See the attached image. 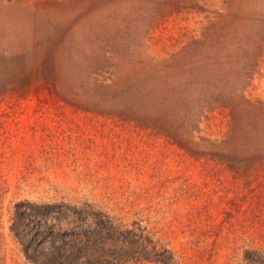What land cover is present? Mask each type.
Wrapping results in <instances>:
<instances>
[{
	"label": "rangeland",
	"instance_id": "rangeland-1",
	"mask_svg": "<svg viewBox=\"0 0 264 264\" xmlns=\"http://www.w3.org/2000/svg\"><path fill=\"white\" fill-rule=\"evenodd\" d=\"M34 204L264 259V0H0V264L50 248Z\"/></svg>",
	"mask_w": 264,
	"mask_h": 264
},
{
	"label": "trees",
	"instance_id": "trees-1",
	"mask_svg": "<svg viewBox=\"0 0 264 264\" xmlns=\"http://www.w3.org/2000/svg\"><path fill=\"white\" fill-rule=\"evenodd\" d=\"M169 134L167 131L166 135ZM32 207L35 216L44 208L55 219L47 229L50 248L38 253L37 260L28 257L35 254L33 249L26 256L34 264H127L141 261L165 264L170 259L168 251L157 246L139 225L115 224L108 215L99 211L89 212L84 205L34 204L30 205V210ZM58 219L65 220L66 224L60 226ZM22 225L15 223L11 229L19 241L27 231ZM25 243L20 242L24 251ZM259 261L264 264V259L251 252V256L245 257L244 264H257Z\"/></svg>",
	"mask_w": 264,
	"mask_h": 264
}]
</instances>
